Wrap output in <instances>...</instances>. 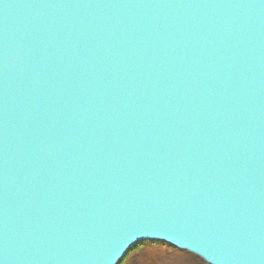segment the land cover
I'll return each mask as SVG.
<instances>
[{
    "label": "water",
    "instance_id": "1",
    "mask_svg": "<svg viewBox=\"0 0 264 264\" xmlns=\"http://www.w3.org/2000/svg\"><path fill=\"white\" fill-rule=\"evenodd\" d=\"M140 242L264 264V0H0V264Z\"/></svg>",
    "mask_w": 264,
    "mask_h": 264
},
{
    "label": "trees",
    "instance_id": "2",
    "mask_svg": "<svg viewBox=\"0 0 264 264\" xmlns=\"http://www.w3.org/2000/svg\"><path fill=\"white\" fill-rule=\"evenodd\" d=\"M117 264H206L196 256L162 242H140Z\"/></svg>",
    "mask_w": 264,
    "mask_h": 264
}]
</instances>
